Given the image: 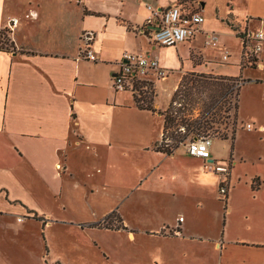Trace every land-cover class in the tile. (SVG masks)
I'll use <instances>...</instances> for the list:
<instances>
[{"label":"crops","instance_id":"1","mask_svg":"<svg viewBox=\"0 0 264 264\" xmlns=\"http://www.w3.org/2000/svg\"><path fill=\"white\" fill-rule=\"evenodd\" d=\"M176 1L25 0L12 13L7 0H0V32H7L14 46L0 49V213L40 215L47 224L63 214L90 227L114 210L125 228L109 230L126 229L128 239L158 244L140 264H208L201 261L205 244L217 251L214 264H264V176L255 174L244 183L250 190L240 203L238 224L228 204L233 184L222 199L205 162L187 154L184 145L170 154L155 149L164 127L158 111L169 106L184 74L243 79L239 33L261 30L264 36V0H186L203 15L198 31L174 46L155 45L148 38L151 10ZM11 18L18 21L12 24ZM84 32L94 34L89 46L94 61L81 54ZM207 33L215 35L216 46L207 44ZM124 53L155 57L160 67L170 69L164 78L154 71L144 77L153 88L156 111L137 107L130 91L113 89L112 76ZM257 59L260 65L250 68L264 70V43ZM162 81L169 87L167 100L159 103ZM254 82L264 84V78ZM179 147L184 150L178 152ZM216 148H210L208 162L218 161ZM231 173L234 177L235 168ZM191 174H196L200 207L206 195L222 202L220 238L201 236L190 225L182 229L181 210L195 189ZM131 197L135 205L162 206L168 231L147 228L138 217L128 219ZM192 240L200 249H192ZM186 257L195 262L186 263Z\"/></svg>","mask_w":264,"mask_h":264},{"label":"rangeland","instance_id":"2","mask_svg":"<svg viewBox=\"0 0 264 264\" xmlns=\"http://www.w3.org/2000/svg\"><path fill=\"white\" fill-rule=\"evenodd\" d=\"M24 1L7 0L8 10L12 13L18 12ZM1 42L4 47L14 48L13 42L10 41L5 31H3ZM263 43L262 41L261 46ZM162 49L168 50L169 48ZM235 50L237 48L233 51ZM245 66L243 84L245 80H250V82L242 84L238 94L229 93L226 96H219L210 112L203 114L205 103L212 101L209 97L210 91L205 90L201 93H195L193 101L183 102L181 99L182 110L176 114V124L170 126L167 132L170 143H173L174 141L169 134L172 131L175 135L183 133L177 128L178 125L184 127L180 124L181 117L189 118L192 113L193 118L199 116L201 117L200 120L203 121L204 119H211L215 115L211 112L217 113L215 115L216 122H211L212 128L206 129V131L213 138H221L224 134L228 135L227 139L229 141L213 139L210 146L212 148L217 145L218 155L216 158L219 164L226 165L227 160L231 159L229 158L232 152L230 151L231 146L234 150L232 161L235 163H233L231 171L235 168V176H230L231 181L229 184L230 186L234 185L235 190L232 199L229 198L228 204L233 205V218L238 224L243 216L240 211L242 209L240 203L248 198L247 194L250 190L244 183L248 182L255 174L264 176V84L254 82V80L263 81L264 70L252 69L246 64ZM165 72L167 75H171L170 69H165ZM226 82L231 83L230 81ZM158 86L157 101L164 103L167 100L169 85L167 82L162 81ZM163 87L166 89L163 90ZM151 90H153L151 85L145 88V91L149 92ZM179 105L176 104L177 107ZM225 108H227V111H224ZM174 113L175 111H173ZM249 121L253 122L254 126L251 131L243 127L244 123ZM259 126H262L261 130H259ZM232 129H234L235 139L234 144L231 145ZM188 139H185L179 146L185 145ZM183 150V147H179L177 151L181 152ZM202 165L207 173H211L216 178L217 189L215 192L219 195L218 184L221 175L211 170L206 162ZM190 178L193 181V188L198 187L194 182L197 179L196 174H191ZM198 178H202V176ZM252 182L256 185L257 181L252 179ZM255 185L252 187H257ZM196 189L193 191V196L187 200L185 210H181V215L185 218V221L181 223L182 229L184 230V227H186L188 230L191 227L192 232H200L201 236H213L214 238L218 236L220 238L222 218L219 214L223 207L222 202L216 200L215 196L213 201L211 195H206V200H203L204 205L200 207L195 199L197 196V193H194ZM135 204V200H132V197L129 198L126 205L128 219L135 220V217H138L141 224L147 228L158 226L160 230L168 231L166 226L162 225L165 222L162 220L164 219L162 206H154L152 202H146L142 205ZM112 211L115 212L114 215H118L116 211ZM113 217L107 219L104 225L80 227L78 222L63 214L56 219H50L53 222L47 224L40 215L34 217L33 215L26 216V214L20 216L17 213L14 215L0 213V264H140V260L148 252L151 253L158 244L156 245V241L149 238H144L143 241L140 240L142 238L128 239L126 229H124V232L109 230L123 226L118 223L115 216ZM123 228L125 227L123 226ZM129 229L135 234L139 231L134 228ZM191 245L192 249H195V247L199 248L200 244L192 240ZM201 248L206 253V255L203 254L205 259L201 258V261L206 260L208 264H214L213 261H216L217 251L207 244L202 245ZM189 260L191 263L195 262L193 258L192 260L189 258ZM189 260L186 257V263H189Z\"/></svg>","mask_w":264,"mask_h":264},{"label":"built area","instance_id":"3","mask_svg":"<svg viewBox=\"0 0 264 264\" xmlns=\"http://www.w3.org/2000/svg\"><path fill=\"white\" fill-rule=\"evenodd\" d=\"M150 8V7H149ZM18 18H11L9 22L15 24ZM151 25L148 26V38L158 46H174L182 43L198 31L199 24L203 21V15L194 8L192 1L178 0L168 8L163 10H151V14L147 20ZM207 44L216 46L215 35L207 33ZM94 38L92 32H84L81 39L85 43L81 54L84 59L94 61L95 54L90 50L89 46ZM264 36L261 30L250 31L243 34L241 41L243 43L242 63L248 66L260 65L257 59V54L261 50V43ZM226 58V55L223 56ZM118 70L112 76V86L115 91H130L139 96V90H144L148 85L144 77L149 71H154L158 78L166 76L165 69L160 67L155 57H149L141 53H124L121 59L117 62ZM145 83V84H144ZM243 80L239 78L235 82L234 88L240 87ZM140 85V86H137ZM243 127L250 131L254 128L253 123L245 122ZM179 131L184 132V127L180 126ZM213 137L208 131L200 132L194 137H190L184 145L186 153L201 158L209 165L211 170L221 175L218 184V193L222 199H225L229 189L230 174L232 160L228 159L227 164H219L213 160L208 162L210 154V143ZM220 139V138H219ZM165 142H170L166 139ZM57 168H61L60 164Z\"/></svg>","mask_w":264,"mask_h":264},{"label":"trees","instance_id":"4","mask_svg":"<svg viewBox=\"0 0 264 264\" xmlns=\"http://www.w3.org/2000/svg\"><path fill=\"white\" fill-rule=\"evenodd\" d=\"M2 35L3 32H0V49L3 50H9V47L2 46ZM243 34L239 33V37L242 38ZM11 45V43H9ZM12 46V45H11ZM255 67V66H253ZM239 80V77H229V76H213L209 74H201V73H194L189 72L184 74L175 89V91L172 94L171 101L169 103V106L164 111H158L160 114L163 115L164 118V127H163V134L161 141L159 144L156 145L155 149L159 151H163L167 154L172 153V151L179 146L180 143H182L185 139L190 138L191 136H195L199 134L200 132L206 131V129L212 128L211 122H216L215 115H217L216 112H211V114H215L211 119H204L201 121V117H194L192 113L189 115V118L181 117L180 118V124L184 125V132L180 135H175L172 131L169 135L173 139V143L165 142L168 138V128L170 126H174L176 123V114L178 112H181V102L182 99L183 102L186 101H193L194 94L195 93H201L205 90L210 91L209 97L212 99V101L205 103L206 106L202 112H210V109L213 108V104L215 100L219 96H226L229 93H235L238 94V90L240 87L234 88L235 82ZM226 81H230L231 83H227ZM146 85H151L148 82H145ZM144 83V84H145ZM140 86V85H137ZM134 101L137 105V107L141 109H149L151 111H156V109L153 107V90L151 91H145L139 90V96L137 94H133ZM176 104H180L178 107ZM173 111L175 113L173 114ZM224 111H227V108H225ZM180 126L178 125L177 128ZM234 129L231 130V145L233 143L234 139ZM228 135L224 134L223 137L220 139H227ZM232 150V146H231ZM225 203V202H224ZM115 212L112 211L109 215H107L102 221L92 223V225L100 226L101 224H105V221L109 218L115 216V219L119 221V217L114 215ZM35 217L36 215L33 214ZM114 218V217H113ZM41 219V218H40ZM104 222V223H103ZM120 224V223H119Z\"/></svg>","mask_w":264,"mask_h":264}]
</instances>
